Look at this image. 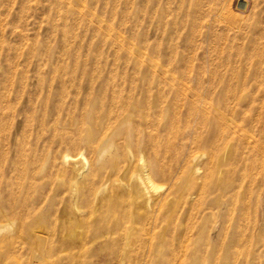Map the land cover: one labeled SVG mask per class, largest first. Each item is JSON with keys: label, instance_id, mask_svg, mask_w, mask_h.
<instances>
[{"label": "rangeland", "instance_id": "obj_1", "mask_svg": "<svg viewBox=\"0 0 264 264\" xmlns=\"http://www.w3.org/2000/svg\"><path fill=\"white\" fill-rule=\"evenodd\" d=\"M0 227V264H264V0H0Z\"/></svg>", "mask_w": 264, "mask_h": 264}, {"label": "bare ground", "instance_id": "obj_2", "mask_svg": "<svg viewBox=\"0 0 264 264\" xmlns=\"http://www.w3.org/2000/svg\"><path fill=\"white\" fill-rule=\"evenodd\" d=\"M88 122V121H87ZM94 133H95V131L93 130V129H89L88 130V132H87V137L89 138V139H92L93 138V135H94ZM92 142V141H91ZM110 147H111V142L106 138V139H103L102 140V142L99 144V147H98V156H101V155H103L105 152H107V151H109V149H110ZM66 157V156H65ZM84 161V160H83ZM142 164H144V163H142ZM144 166V165H143ZM195 171V170H194ZM141 182L143 183V184H150V185H152V186H154L155 187V185H154V183H153V181H152V179H151V177L149 176V174H145V176L141 179ZM149 198H150V196H149ZM150 200V199H149ZM2 227V226H1ZM0 227V228H1Z\"/></svg>", "mask_w": 264, "mask_h": 264}]
</instances>
